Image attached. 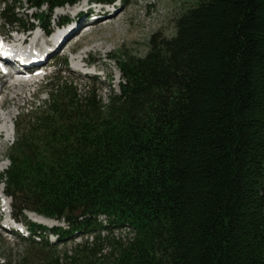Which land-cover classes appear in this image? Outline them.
Returning <instances> with one entry per match:
<instances>
[{
	"label": "trees",
	"instance_id": "obj_1",
	"mask_svg": "<svg viewBox=\"0 0 264 264\" xmlns=\"http://www.w3.org/2000/svg\"><path fill=\"white\" fill-rule=\"evenodd\" d=\"M78 1L0 0V17L51 33ZM24 3L46 10L25 20ZM111 59L106 102L57 57L48 100L16 125L0 176L29 232L14 264H264V0H195L174 35Z\"/></svg>",
	"mask_w": 264,
	"mask_h": 264
},
{
	"label": "rangeland",
	"instance_id": "obj_2",
	"mask_svg": "<svg viewBox=\"0 0 264 264\" xmlns=\"http://www.w3.org/2000/svg\"><path fill=\"white\" fill-rule=\"evenodd\" d=\"M83 2L81 1L79 6ZM194 2L195 0H121V2L116 0L113 5H111V2H103L104 5L102 6L106 8L104 10L107 13L105 11L98 13V10L103 7H100L99 3L90 1L86 4L90 7L89 9L82 6L84 8L78 11L82 13L80 18H83L79 25L73 23L76 15L73 12L75 7L70 9L68 14H65L70 21H66L63 29L66 30L71 26L81 29L72 35V38L67 42L68 44L61 51L51 55L48 62L49 68L46 67L45 69V77L41 79L42 75H39V81L32 83L26 93L19 91L18 93H21L19 96L14 93V89L5 88L1 91L2 83L0 82V100L3 101L4 111H1L0 115L2 116L3 113L13 114V121L11 122L13 131L11 135L4 134V136L0 137V176L10 165L8 157L12 152L11 146L16 139V125H19V129H21L26 120V114L41 108L48 100L49 84L57 76L54 69V62L57 57H64L68 60L69 70L63 72L62 75L71 81H75L80 92L95 87L99 96L106 102L112 90L119 92V82L121 80L120 72L116 68L117 64L111 58L116 56L121 50L141 56L145 55L149 49L151 36L158 31L167 36L174 35L176 19ZM1 9L2 5H0V11ZM85 9L88 10L89 15L84 13ZM113 9L116 10L112 11ZM42 10L45 11L46 7L41 8V10H28L25 3L16 9L20 17L25 20L30 19V21H32L31 17L34 16V13H40ZM109 10L112 12H109ZM59 15L60 12L58 10L54 9L52 11L51 28L54 32L57 31L55 22L60 17ZM80 18L78 17L77 21ZM96 18L103 19H99L98 23L94 21L95 23L90 25L91 27L89 28H83L87 24L92 23L93 21L90 22L91 20H96ZM36 22L34 23L36 24ZM22 31L24 30L20 26H16L13 29L11 26H6L0 17V34L4 35L3 37H8V42H10L9 38L12 35L24 36L25 33ZM36 32H40V29ZM14 44L12 42V45ZM51 50L49 49L48 51ZM73 57H78L76 59L81 57L83 59L82 63L85 64L86 62L88 65V67L83 65L85 66L83 69H88L90 74L81 72L85 71L82 68L79 69L81 71L76 70ZM13 97H16V99H13ZM4 187V184L0 183V199L4 194ZM5 206L0 203V208ZM28 219L32 221L29 216ZM53 222L55 223L52 226H64L62 221L54 219ZM9 224L11 223L9 220L7 221V214L0 209L1 264H14L19 259L20 254H23L26 249L22 235L16 230L5 227V225ZM24 230V235H28L29 232L27 233L26 229ZM114 235L124 238L130 236L127 231L122 230L114 232ZM49 239L55 241L56 236L50 234ZM80 240L81 237L75 239L76 243ZM71 245L70 242L67 246ZM62 248H64V245L59 246L58 249L61 250Z\"/></svg>",
	"mask_w": 264,
	"mask_h": 264
},
{
	"label": "bare ground",
	"instance_id": "obj_3",
	"mask_svg": "<svg viewBox=\"0 0 264 264\" xmlns=\"http://www.w3.org/2000/svg\"><path fill=\"white\" fill-rule=\"evenodd\" d=\"M117 1L121 2V0H117ZM78 6L79 4L75 5V10L76 8L77 9L79 8ZM86 6L85 8H88ZM70 9H74V7L65 6L59 9L58 10L60 12L59 16L68 14ZM104 9L106 8H101L100 10H98V13L105 11ZM115 10L116 9H113L112 11H115ZM112 11L109 10V12H112ZM105 13H107V11H105ZM81 14L82 13L77 12L76 15L74 16L73 23H75L76 25H79L82 22L81 20L83 18H80ZM78 17L80 19L77 21ZM64 18L67 19V21H70L66 15L64 16ZM99 19L101 20L103 18H98V19L96 18V20H92L93 22L90 21L92 23L87 24L83 28L91 27L90 25H93L95 23L94 21L96 22L99 21ZM79 29L71 26L70 28H67L66 30L59 29L56 32L53 31L50 35H43V37L45 38L44 42H43V39L37 33L36 35L34 34L35 36L33 35L30 38L31 39L30 43H28L29 40L27 42L25 41L26 40L25 36H22V37L12 36L9 38L10 42H7L8 37L6 38L5 36L2 39L4 44L0 43V48L2 47L4 50H6V53H2V55L0 54V82L2 83L1 91H3L5 88L14 89L15 90L14 93L17 96L21 94V93H18L19 91L26 93V91L28 90V87H30L32 83L39 81L38 76L45 74V69H46L47 64H49L48 62L50 60L49 58H51V55L56 54L59 51H61L68 44L67 42H69V40L72 38V35L74 33L79 32L78 31ZM10 39L12 40V42L15 43L14 45H12V42ZM23 41L24 43H28L26 46H24L26 50H22V51H18V52L10 54V50L18 49L19 43ZM24 43H22V45ZM49 49H52V50L48 51ZM21 58H24L23 61H20ZM76 58L78 57H73V62L76 66L75 68L83 69L85 67L82 65L83 60L81 59V57L80 59H76ZM26 64H30V65L27 66ZM4 65L9 69H7L6 67L3 68ZM83 70L87 71L88 69H83ZM12 81H14V83H12ZM13 99H16V97H13ZM12 121H13V114L3 113L2 116L0 115V131H4L8 136L11 135L13 131V127L11 126ZM7 206H8V203H6V208ZM8 211L9 210L7 208L6 209L7 221L9 220V213H7ZM28 216L31 220L36 221L41 224L50 226L55 223L53 222L52 219L50 220L40 215L38 216V214L34 212L28 213ZM15 225L18 227L23 226L21 223H17V222H15Z\"/></svg>",
	"mask_w": 264,
	"mask_h": 264
}]
</instances>
